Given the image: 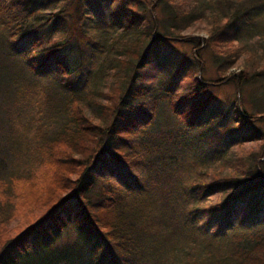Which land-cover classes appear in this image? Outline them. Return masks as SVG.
<instances>
[{
    "label": "trees",
    "instance_id": "obj_1",
    "mask_svg": "<svg viewBox=\"0 0 264 264\" xmlns=\"http://www.w3.org/2000/svg\"><path fill=\"white\" fill-rule=\"evenodd\" d=\"M61 1L0 0V92L41 101L0 179V264H264V44L237 38L264 0Z\"/></svg>",
    "mask_w": 264,
    "mask_h": 264
},
{
    "label": "rangeland",
    "instance_id": "obj_2",
    "mask_svg": "<svg viewBox=\"0 0 264 264\" xmlns=\"http://www.w3.org/2000/svg\"><path fill=\"white\" fill-rule=\"evenodd\" d=\"M43 1L39 7H33L30 3H39ZM48 1V2H46ZM145 1V0H144ZM202 3V8L206 12H211L215 14H220L221 10L225 8V3L231 1V3L236 2L237 0H200ZM146 2H150L147 0ZM22 12L26 16L31 10H38L40 12L39 15L49 12H58L64 6V2L61 0H22ZM39 15L38 18L40 17ZM256 18L253 21V25L249 27L250 31H243L238 35V40L242 41L243 44L249 49H259L264 44V14ZM70 33L72 32V27L69 25ZM45 34H52L51 37L55 40L60 38V34L57 31H53L52 33H48V29L44 28L43 32ZM69 33V34H70ZM0 37H3V31L0 29ZM71 37H75L72 35ZM236 40V41H238ZM80 42V41H79ZM79 42L77 40H73L67 47V51H65L64 55L68 57V62L70 64H74L76 58L78 57V46ZM158 45V49L161 50H169L171 53H175L178 57L182 58L184 55H187L190 51L189 45L183 44H174V43H165L161 42ZM203 58L206 63L207 71L206 74L208 76L214 75V67H213V55L209 48H207L203 53ZM11 65L10 72L15 76L10 77L16 81L17 90L21 89L20 96L24 95V91L27 89V86L22 83L20 77L17 76V70L20 68V63L17 59L11 57L8 60ZM27 84V83H25ZM29 86V85H28ZM1 90V89H0ZM233 90L232 86H226L223 91L218 92L216 99L221 100L224 94L230 93ZM232 93V92H231ZM26 98V99H25ZM28 98V99H27ZM9 100V102H8ZM17 105L12 102L11 96H8V93L3 91L0 92V179L7 175L8 172L16 171L19 169L21 172L23 168V162L27 155V150L29 148V138L31 139L32 133V125L31 119L38 118V109L39 106V95L35 96L32 94L31 97H19L17 98ZM41 102V101H40ZM14 105V106H13ZM19 106H25V109H21ZM16 108V109H15ZM47 105H45V109ZM14 111V114H13ZM10 112H12L10 114ZM169 113L163 112V114L159 117L160 124L162 130H166V128L172 126V129H175L174 123L172 120L168 118ZM30 121V124H27ZM28 127V129H27ZM34 130V129H33ZM26 138V141H25ZM34 155V150H30V157ZM18 160V161H16Z\"/></svg>",
    "mask_w": 264,
    "mask_h": 264
}]
</instances>
